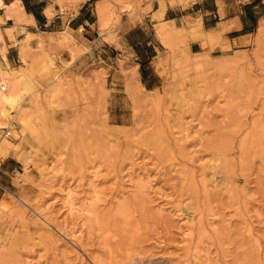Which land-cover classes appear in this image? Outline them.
<instances>
[{
	"label": "rangeland",
	"instance_id": "1",
	"mask_svg": "<svg viewBox=\"0 0 264 264\" xmlns=\"http://www.w3.org/2000/svg\"><path fill=\"white\" fill-rule=\"evenodd\" d=\"M123 1L136 15L148 0ZM122 5L97 2L104 35L72 72L44 39L29 49L46 55L38 91L0 116V264H264V19L242 46L196 53H180L182 28L156 25L162 80L148 90L135 60L101 43L118 46L105 33ZM66 185L92 208L75 216L77 244L59 229Z\"/></svg>",
	"mask_w": 264,
	"mask_h": 264
},
{
	"label": "crops",
	"instance_id": "2",
	"mask_svg": "<svg viewBox=\"0 0 264 264\" xmlns=\"http://www.w3.org/2000/svg\"><path fill=\"white\" fill-rule=\"evenodd\" d=\"M1 1L0 47H6L5 60L10 64L16 63L13 37L21 38L24 31L43 36L45 48L57 49L61 59L68 60L67 63L71 62L64 66V70L71 72L73 64L92 49L95 38L104 35L100 31L96 12L97 2L102 0H95L94 4L90 3V0ZM158 1H146L136 15L131 14V9L125 10L124 7L118 9L119 16L122 13L120 24L116 29L112 26L105 34L112 36L119 47L112 41L101 40L103 45L111 47L117 54L122 52L135 60L140 84L148 90L158 87L162 80L159 72L162 70L160 63L164 58L161 53L165 45L156 35L158 34L156 25L168 22L176 29L182 28L184 42L180 46V53L182 51L196 53L216 41L220 45L227 43L229 48L234 45L242 46V43L256 32L264 19V0H160L163 10L156 18L152 14L159 7ZM74 2L77 4L73 12ZM152 3L154 5L149 10ZM126 13L131 15L128 16ZM15 16L25 19L18 22ZM196 20L200 22L202 33L210 35V38L199 34ZM65 33L68 35L66 40H61ZM48 36H51V39ZM82 44L86 45L87 50H82L80 47ZM69 53L72 56L74 53V57L70 59Z\"/></svg>",
	"mask_w": 264,
	"mask_h": 264
},
{
	"label": "bare ground",
	"instance_id": "3",
	"mask_svg": "<svg viewBox=\"0 0 264 264\" xmlns=\"http://www.w3.org/2000/svg\"><path fill=\"white\" fill-rule=\"evenodd\" d=\"M79 1L81 2L83 0H79ZM119 1L123 4L122 6L124 7L125 10H129L128 5L123 0H119ZM76 4H77V2L76 3L74 2V5H73L74 7H72L73 12H74V8H75ZM158 4H159L158 9H156L152 14V16H154L156 18L161 15L162 10H163L162 2L158 1ZM0 6H2L1 0H0ZM6 8H7V6H6ZM6 10L4 12H6ZM49 14L50 13H48V15ZM112 14L115 15L116 12L112 11ZM24 19H25L24 17L15 16V20L18 22L24 21ZM196 21H197L196 26L198 28L199 34L202 36H207L206 33H202V31H201L202 27L200 25L199 20H196ZM105 22L102 23V26H104L108 21L106 23ZM170 30H179V29H176L175 27L170 26ZM168 33H169V31L166 30L165 35H167ZM66 36H68V35H66V33L63 34V37H61V40L62 39L66 40ZM48 37L51 38V36H48ZM13 38H12L13 42L16 43V57H17L16 66L11 67L9 65V63L5 60V49H6V47L5 46L0 47V116H2V117L8 115L11 112V110L13 108H15L20 103V101L23 97L28 96V95H34V93H36L38 91V86L32 80L31 73L34 70V68L38 65V63L46 56L43 53L37 54L35 56H30V54H29V49H31L33 47L40 48L39 46L42 42V39H44L43 36H40L39 34L30 32V31H24V35L21 38H16V37H13ZM33 41H34V45H32ZM80 47L82 48V50L83 49L87 50V47L85 44L80 45ZM81 48L78 47V49H81ZM1 59L4 61H2ZM67 62H68V60H65V63H67ZM59 69H60L59 66L55 65L53 62H50V61L48 62L47 66L44 68V70H46L52 76L57 74ZM48 81H49V79L46 80V82H48ZM58 90H59V84L56 85V87L53 89V91H58ZM1 105H4L3 110H1ZM20 117H21V114L19 115V118ZM0 129H1V124H0ZM27 159H28L27 156L24 157V159H23V163H24L22 166L23 169H25L24 165H25V162L27 161ZM93 176H91V177L92 178L96 177V176H94V177ZM140 177L141 176H139V178ZM127 178H128V176H127ZM136 180H140V179H136ZM92 181H94V180H92ZM94 185L90 181L88 183V186H89L88 190H90V188H92V190H94V188H96L95 187L96 185L95 186ZM74 188L75 187H70V185L69 186L66 185V187L59 189L60 190L59 192H61L63 194V195H61V197L63 196V199H62L63 200V206L65 207L66 214L68 215L67 218H65L61 222L62 224H61V227L59 229H60V231H64L65 235H67L74 243L77 244L76 237L79 238V236H76L75 234L77 233L78 235H80V233L82 234L83 230H82V226H79L77 229H74L75 223L73 221L75 220V216L78 217L82 213L91 214L92 208L90 207V204H89V206H87V204L82 206L81 204H79V202H77L74 199L75 198L74 197L75 196V189ZM142 190H143V186L141 185V181H137L134 185L133 194L134 193H141ZM76 193H78V192H76ZM91 194H93V193H91ZM94 194L95 195L92 197V199H94V201H95L96 198L98 197V194L95 191H94ZM133 197H136V196H133ZM137 197H139V196H137ZM92 202H93V200H92ZM129 207L130 206L126 203H119L114 210L112 209V212H113L112 215L113 216L115 215V217L117 216V217L126 219L130 215L129 213H131L129 211ZM39 215L47 223L52 224L50 219L44 217L42 214H39ZM38 220L40 221L39 225L41 226V228H45V229L48 228L49 229L50 226H48L44 221H42L40 219H38ZM183 232H184V230H183ZM0 245H2L1 241H0Z\"/></svg>",
	"mask_w": 264,
	"mask_h": 264
}]
</instances>
